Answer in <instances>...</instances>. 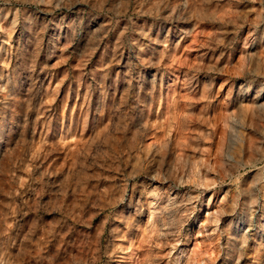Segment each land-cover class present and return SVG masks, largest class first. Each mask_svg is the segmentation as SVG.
Masks as SVG:
<instances>
[{"label":"rangeland","instance_id":"rangeland-1","mask_svg":"<svg viewBox=\"0 0 264 264\" xmlns=\"http://www.w3.org/2000/svg\"><path fill=\"white\" fill-rule=\"evenodd\" d=\"M0 264H264V0H0Z\"/></svg>","mask_w":264,"mask_h":264}]
</instances>
